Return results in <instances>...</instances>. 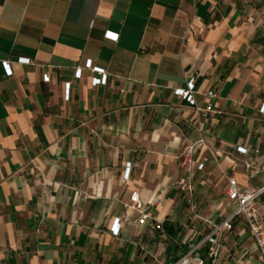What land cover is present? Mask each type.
<instances>
[{"label":"crops","instance_id":"crops-1","mask_svg":"<svg viewBox=\"0 0 264 264\" xmlns=\"http://www.w3.org/2000/svg\"><path fill=\"white\" fill-rule=\"evenodd\" d=\"M227 178L264 187V0H0V264H261L242 217L204 242Z\"/></svg>","mask_w":264,"mask_h":264},{"label":"built area","instance_id":"built-area-1","mask_svg":"<svg viewBox=\"0 0 264 264\" xmlns=\"http://www.w3.org/2000/svg\"><path fill=\"white\" fill-rule=\"evenodd\" d=\"M116 39V36L112 37ZM24 64H30V59H21L20 60ZM93 71L101 76L100 83L105 84L107 75L103 70L93 68ZM79 74V72H78ZM69 84L66 85L65 89V98L69 97ZM194 82L191 80L188 83L187 90L180 91L178 95L182 97L185 101H187L190 105H195L194 97ZM208 96L210 98L215 96V93L209 92ZM211 106L209 105L204 112H211ZM204 141H199L189 147H187L184 152L181 154V165L183 169L187 173H191L195 168L197 170H202L204 168V163H200L198 165L194 164V160L192 158V154L195 149L199 146H203ZM240 152H244V150L239 149ZM130 170V165L128 164L126 167V173L128 174ZM180 191L183 193L187 204L191 209H196V203L194 200V191L193 184L190 177L183 178L179 183ZM264 194V187L256 192L247 193L239 187L237 181L233 178H227L226 185V196L229 201L235 203L236 210L232 215L226 218L222 223L215 225L213 227L212 233L206 237L204 242L210 243L212 246H217V237L224 232H230L233 229V222L237 217H242L244 222L249 228V233L255 241L258 253L259 260L261 264H264V221L261 217L260 213L255 207L256 202H258L259 198ZM152 201L149 203H145L141 200L138 192H132L129 196V202L127 204V208L132 212L139 215V224H145L149 219V213L147 206L152 205ZM118 222V221H117ZM113 233L117 235L119 233V227L117 225L113 228ZM196 250L197 247L191 249L188 253L180 257L172 264H193L194 257L196 258ZM214 252H211L210 256L214 255Z\"/></svg>","mask_w":264,"mask_h":264},{"label":"rangeland","instance_id":"rangeland-1","mask_svg":"<svg viewBox=\"0 0 264 264\" xmlns=\"http://www.w3.org/2000/svg\"><path fill=\"white\" fill-rule=\"evenodd\" d=\"M230 1L237 2L239 0H230ZM255 207L258 210V212L260 213V215H261V217L263 218V221H264V206H262L260 204V201H259V202H256Z\"/></svg>","mask_w":264,"mask_h":264}]
</instances>
